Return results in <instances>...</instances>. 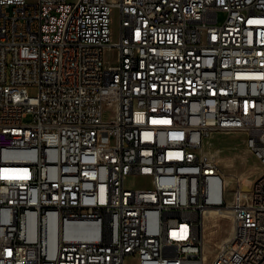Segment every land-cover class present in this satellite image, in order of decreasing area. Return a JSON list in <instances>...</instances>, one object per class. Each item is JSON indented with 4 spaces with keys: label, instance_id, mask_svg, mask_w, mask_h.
Masks as SVG:
<instances>
[{
    "label": "built area",
    "instance_id": "built-area-1",
    "mask_svg": "<svg viewBox=\"0 0 264 264\" xmlns=\"http://www.w3.org/2000/svg\"><path fill=\"white\" fill-rule=\"evenodd\" d=\"M206 209L264 264V0H0V264H205Z\"/></svg>",
    "mask_w": 264,
    "mask_h": 264
},
{
    "label": "rangeland",
    "instance_id": "rangeland-1",
    "mask_svg": "<svg viewBox=\"0 0 264 264\" xmlns=\"http://www.w3.org/2000/svg\"><path fill=\"white\" fill-rule=\"evenodd\" d=\"M34 3L36 0H27ZM77 0H69L70 3H75ZM220 22L225 19V14H219ZM119 19L116 13L112 16V31L113 39L117 40ZM27 92L30 96H37L39 89L36 86H29ZM31 117L26 121H31ZM209 146L215 151H220L218 154V161L221 170L227 175L229 173H236L239 177L255 178L260 172V164L256 157L250 153L245 144V137L240 135H216ZM132 182L134 186H140L143 182ZM217 213V214H216ZM208 213L204 219H200V236L204 243L205 264H221V259H214L220 252L222 245L228 241L232 235L228 234V229L231 227L230 217H221L218 212ZM219 215V216H218ZM230 216V215H228ZM227 224V225H226ZM225 238V239H224ZM224 239V241H223ZM223 241V242H222ZM222 242V243H221ZM221 245L219 246V244ZM209 261V262H208ZM126 264H138L136 258H129Z\"/></svg>",
    "mask_w": 264,
    "mask_h": 264
},
{
    "label": "bare ground",
    "instance_id": "bare-ground-1",
    "mask_svg": "<svg viewBox=\"0 0 264 264\" xmlns=\"http://www.w3.org/2000/svg\"><path fill=\"white\" fill-rule=\"evenodd\" d=\"M217 164H218V166H219V168L221 169V166H220V164H219V161H218V156H217ZM216 212H218L219 214H220V216L221 217H230V216H228V215H231V211L230 210H228V209H206L205 211H204V213H203V216H202V218L204 219V216L206 215V214H208V213H216ZM217 214V213H216ZM219 216V215H218ZM230 219V218H229ZM205 220V219H204ZM227 225V224H226ZM232 229H233V226L231 225V227L228 229V234H230L231 235V232H232ZM234 232V231H233ZM232 238V237H231ZM230 238V239H231ZM229 239V240H230ZM228 240V241H229ZM228 241H226L223 245H222V247H221V249H220V252H221V250L224 248V246L228 243ZM219 252V253H220ZM218 253V254H219ZM218 255H216L215 257H214V259H216V257H217ZM209 262V261H208ZM213 262H214V260L212 261V263L211 264H213ZM205 263H206V260H205ZM163 264H170V256H163Z\"/></svg>",
    "mask_w": 264,
    "mask_h": 264
},
{
    "label": "crops",
    "instance_id": "crops-1",
    "mask_svg": "<svg viewBox=\"0 0 264 264\" xmlns=\"http://www.w3.org/2000/svg\"><path fill=\"white\" fill-rule=\"evenodd\" d=\"M224 239H225V238H224ZM224 239H223V241H224ZM223 241H222V242H223ZM222 242H221V243H222ZM221 243L219 244V246L221 245Z\"/></svg>",
    "mask_w": 264,
    "mask_h": 264
}]
</instances>
